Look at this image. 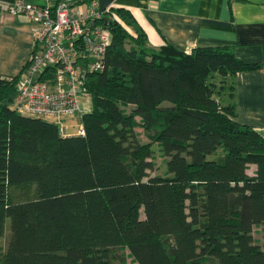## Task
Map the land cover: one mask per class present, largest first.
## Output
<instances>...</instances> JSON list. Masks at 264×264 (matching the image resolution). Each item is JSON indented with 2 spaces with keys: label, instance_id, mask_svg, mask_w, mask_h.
<instances>
[{
  "label": "trees",
  "instance_id": "16d2710c",
  "mask_svg": "<svg viewBox=\"0 0 264 264\" xmlns=\"http://www.w3.org/2000/svg\"><path fill=\"white\" fill-rule=\"evenodd\" d=\"M106 16L84 137L15 113L20 74L0 76V264H264V138L233 101L236 74L261 65L226 46L151 49L130 11Z\"/></svg>",
  "mask_w": 264,
  "mask_h": 264
},
{
  "label": "crops",
  "instance_id": "0c3cea01",
  "mask_svg": "<svg viewBox=\"0 0 264 264\" xmlns=\"http://www.w3.org/2000/svg\"><path fill=\"white\" fill-rule=\"evenodd\" d=\"M82 5L85 0H27L37 6ZM101 8H123L134 16L147 38V46L159 49L170 44L190 53L195 48L231 47L247 64H260L256 71L234 77L236 122L264 138V0H95ZM32 49L31 24L24 16L0 13V76L21 73ZM74 120L64 121L73 132ZM251 170L249 174L248 171ZM250 165L247 173L255 174ZM264 246V232L254 237Z\"/></svg>",
  "mask_w": 264,
  "mask_h": 264
},
{
  "label": "built area",
  "instance_id": "2783aa9c",
  "mask_svg": "<svg viewBox=\"0 0 264 264\" xmlns=\"http://www.w3.org/2000/svg\"><path fill=\"white\" fill-rule=\"evenodd\" d=\"M109 8L96 1L74 6L0 2L1 13L24 16L31 24L32 49L17 82L11 106L15 113L53 123L64 137L85 136L81 117L86 112L80 101L89 100L88 74L106 68L104 58L112 45L106 27ZM102 19L105 25L97 24ZM67 120L75 121L73 132L64 124Z\"/></svg>",
  "mask_w": 264,
  "mask_h": 264
},
{
  "label": "rangeland",
  "instance_id": "374dc122",
  "mask_svg": "<svg viewBox=\"0 0 264 264\" xmlns=\"http://www.w3.org/2000/svg\"><path fill=\"white\" fill-rule=\"evenodd\" d=\"M83 100H81V108L83 109L84 112H89L90 110V103H85L82 102ZM138 131V130H137ZM140 133V141L144 142V141H147L145 136L143 135L142 131H138ZM152 150H153V156H152V164L154 166V169L153 171L150 173L152 176H163L166 174V164H165V157H163V155L161 154V152L159 151V148L154 145L152 147ZM249 174L251 173V170L248 171ZM142 217V215H141ZM143 218V217H142ZM255 238H260V235H258V237H255ZM5 240V239H4ZM3 244H4V241H3ZM128 264H132L130 260H128Z\"/></svg>",
  "mask_w": 264,
  "mask_h": 264
}]
</instances>
